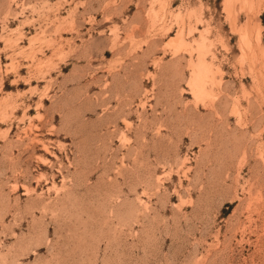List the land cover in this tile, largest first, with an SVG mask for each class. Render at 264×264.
Here are the masks:
<instances>
[{
	"label": "rangeland",
	"instance_id": "obj_1",
	"mask_svg": "<svg viewBox=\"0 0 264 264\" xmlns=\"http://www.w3.org/2000/svg\"><path fill=\"white\" fill-rule=\"evenodd\" d=\"M260 151L264 0H0V264H264Z\"/></svg>",
	"mask_w": 264,
	"mask_h": 264
},
{
	"label": "bare ground",
	"instance_id": "obj_2",
	"mask_svg": "<svg viewBox=\"0 0 264 264\" xmlns=\"http://www.w3.org/2000/svg\"><path fill=\"white\" fill-rule=\"evenodd\" d=\"M182 31V30H181ZM109 85V84H108ZM218 86H219V88L221 89V93L223 94V89H225L226 88V86H225V83H223V82H220L219 84H218ZM226 94V97H227V95H228V93L227 92H225ZM219 100V99H218ZM218 100L217 99H213V100H211L210 102H209V105H208V107H209V109L211 110V111H214V112H217V107H218V105H219V103L220 102H218ZM255 101V100H254ZM252 101H248V106H247V108H245V116H246V118H253V112L252 111H254L253 109H252V103H251ZM258 107H260V105H258ZM261 111V110H260ZM256 112H258V110L256 111ZM262 112V111H261ZM260 113V112H259ZM258 113V114H259ZM259 115H261V113L259 114ZM258 115V116H259ZM257 117V116H256ZM254 118H255V116H254ZM253 118V119H254ZM256 119V118H255ZM254 119V120H255ZM37 139H39V140H41L40 138H38L37 136H35ZM43 145H44V147L45 148H47V146H46V144L45 143H43ZM261 150V149H260ZM260 155H261V157L263 158L264 157V154H263V151H260Z\"/></svg>",
	"mask_w": 264,
	"mask_h": 264
}]
</instances>
